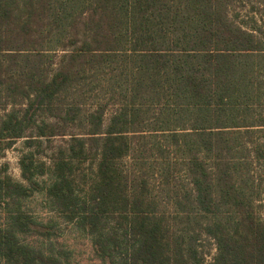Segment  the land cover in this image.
<instances>
[{
    "label": "trees",
    "instance_id": "obj_1",
    "mask_svg": "<svg viewBox=\"0 0 264 264\" xmlns=\"http://www.w3.org/2000/svg\"><path fill=\"white\" fill-rule=\"evenodd\" d=\"M0 110V264H64L38 192L101 264H264V0H0Z\"/></svg>",
    "mask_w": 264,
    "mask_h": 264
},
{
    "label": "rangeland",
    "instance_id": "obj_2",
    "mask_svg": "<svg viewBox=\"0 0 264 264\" xmlns=\"http://www.w3.org/2000/svg\"><path fill=\"white\" fill-rule=\"evenodd\" d=\"M1 115L2 111L0 110ZM22 140L19 139L14 142L9 149L0 155V171L11 177L14 181H22L18 165V159L24 150ZM54 141H59V138H55ZM40 158L47 160L45 157L40 156ZM38 180L47 183L48 177L41 176L38 177ZM261 199L263 200L261 204L256 206V211L260 217H264V197L261 196ZM23 209L32 215L35 220L43 223L50 222L57 228V235L55 237L50 239L22 237L21 239L24 243L57 255L64 261V264H101L93 253L91 238L71 223L65 222L54 212L42 192L34 193L30 198L26 199ZM13 210V208L0 206V225L6 223L10 212ZM200 244L204 261L207 263L214 254L213 244L210 240H203Z\"/></svg>",
    "mask_w": 264,
    "mask_h": 264
}]
</instances>
